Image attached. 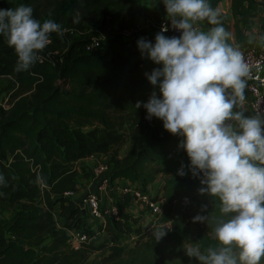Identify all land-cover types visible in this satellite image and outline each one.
<instances>
[{
    "label": "trees",
    "instance_id": "1",
    "mask_svg": "<svg viewBox=\"0 0 264 264\" xmlns=\"http://www.w3.org/2000/svg\"><path fill=\"white\" fill-rule=\"evenodd\" d=\"M221 1L208 0V4L217 11ZM21 3L33 8L36 19H52L61 28L91 19L121 23L123 30H130L137 18L147 17L144 0H0V8ZM261 11L264 1L232 0L241 48L247 43L239 20L258 18ZM218 13L223 26L226 17ZM197 22L209 29L216 26L206 19ZM49 35L51 43L26 71H17V56L0 36V76L11 77L18 85L9 107H0V208L10 211V217L0 222V264H87L103 250L108 254L96 264H201L185 249L219 248L212 228L231 214L220 213L218 198L198 192L200 181L188 173L187 154L178 147L182 137L165 130L158 118L145 119L143 103L153 91L159 95L144 75L151 71L123 47L87 52L89 38L70 45L64 35ZM260 47L264 51V37ZM226 123L237 126L234 120ZM127 142L129 147L120 156ZM96 154L110 157V184L127 180L147 192L158 170L166 171L157 225L168 227L163 237L157 240L135 228L140 217L125 212L132 202L126 194L114 201L117 216L105 217L103 244L71 248L68 230L81 227L83 211L66 194L79 191L77 163ZM182 163L187 174L179 176ZM203 205L207 207L202 210ZM56 206L66 219L64 230L57 229ZM196 214L207 219L194 232ZM88 233L93 235L91 230ZM132 233L137 240L125 252L119 242Z\"/></svg>",
    "mask_w": 264,
    "mask_h": 264
},
{
    "label": "clouds",
    "instance_id": "2",
    "mask_svg": "<svg viewBox=\"0 0 264 264\" xmlns=\"http://www.w3.org/2000/svg\"><path fill=\"white\" fill-rule=\"evenodd\" d=\"M162 3L179 35L166 36L168 29L162 27L154 42L144 37L136 41L141 56L159 65L144 74L159 92L153 91L143 103L145 119L158 118L165 130L182 137L178 147L187 154L188 173L200 181L198 192L218 198L220 213L231 214L212 228L219 248L202 252L199 246H189L186 254L201 264H260L264 257V118L233 111L237 98L244 100L249 66L242 53L226 43L230 34L208 0ZM205 19L216 25L207 32L194 26ZM50 33L63 35L61 25L36 19L30 5L0 8V36L17 56V71L28 70L40 59L51 43ZM140 106L137 101L136 107ZM232 120L236 128L226 123ZM186 174L182 163L177 175ZM206 219L201 214L193 217ZM167 228L161 226L153 236L159 240Z\"/></svg>",
    "mask_w": 264,
    "mask_h": 264
},
{
    "label": "built area",
    "instance_id": "3",
    "mask_svg": "<svg viewBox=\"0 0 264 264\" xmlns=\"http://www.w3.org/2000/svg\"><path fill=\"white\" fill-rule=\"evenodd\" d=\"M77 26V25H76ZM76 26L74 27H63V35L68 39L72 40L78 37ZM162 27L168 29L164 34L173 36L179 35L178 32L172 29L169 18L165 19L159 27L161 30ZM140 26H133L132 30L128 31V34H133L134 31L139 30ZM85 50L87 52L94 53H103L106 51V46L104 40L100 36L91 37L90 40L85 44ZM242 53L245 63L249 66V75L244 77L245 80V90L249 93L251 99V111L253 115L259 114L261 118H264V51L259 50L257 53L248 50H239ZM110 171L109 164L98 165L94 171V176L98 178L95 188L86 192L80 200L75 203V206H78L83 211V222L90 219L102 218V209H107L104 205V201L108 199V203L112 204L114 202V196L108 197L107 190L110 188L113 190L119 188L121 190L122 196L129 194L132 196V201H136L142 205L151 218L155 226L158 225V217L161 213V204L163 199L155 200L151 198L147 192H144L141 188L136 187L134 184L130 183L127 180H116L113 183H109L108 175ZM123 182V184H122ZM111 191V190H110ZM75 193H67L66 196L72 198ZM113 216H117V210L112 207ZM106 216H104L105 219ZM82 222V223H83ZM105 225V220H102ZM104 227V226H103ZM159 229L161 226H158ZM104 231V230H103ZM71 234L69 235V244L72 249L80 250L83 243L92 244L99 237L97 234L90 235L86 230H83L82 227L74 228L70 230ZM127 235H123L119 245L125 249V252L128 251L125 245L127 244Z\"/></svg>",
    "mask_w": 264,
    "mask_h": 264
},
{
    "label": "crops",
    "instance_id": "4",
    "mask_svg": "<svg viewBox=\"0 0 264 264\" xmlns=\"http://www.w3.org/2000/svg\"><path fill=\"white\" fill-rule=\"evenodd\" d=\"M146 4H147V8H146L147 17L145 19L144 18H137L136 19L134 26L139 25L140 29L134 31L133 34L127 33L130 30H123L121 23L108 25V27H109L108 29H110L111 26L116 28L118 30V33L120 36L119 39H117V40L115 38H112V40L114 42H116L115 47L113 49H116L117 47H123V48L129 50L132 53L133 57H138V58L142 59L144 61L145 67H147L151 71L153 68L159 67V65L154 64L147 57L141 56L140 51L137 48L136 41L138 38L144 37L145 39L154 42L155 34L160 31L159 30L160 24L165 19H167L168 17H167V14L165 12V8H164V5L162 3V0H147ZM217 11L222 13L226 17V22L223 25V27L230 34L229 37L226 39V43H228L230 46H232L234 48H237L238 50L241 49L242 44H240L238 42L237 35H236V29H235L236 20L234 18L233 12H232V0H222L217 7ZM247 19L255 20L257 18H246L243 20H239V26H240L241 33H242V38H244V41L246 40V43L248 46V45H250V35H248V32L245 30V28H243V25H242L243 22ZM76 25H78V24H76ZM194 26L199 28L200 30L205 31V32H207L209 30V28L204 27V23H198L197 21L194 23ZM104 32L107 33V30H104ZM108 32H109V30H108ZM97 33L100 34L101 32L97 31ZM164 35H166V34H164ZM166 36H169V35H166ZM109 37H110V35H109ZM262 40H261V42H262ZM261 42H260V44H261ZM113 49L109 48V46H106V51L113 50ZM263 92H264V90H263ZM228 93H231V89H228ZM251 99L252 98L250 97L249 93L246 90H244L243 102L239 101V99L237 98V104L233 108V111H242L244 113V115H246V116L253 115L252 111H251ZM106 156H108V155L103 156L102 154H96L89 159L80 160L78 163L88 162L90 159L93 160L95 158H98V161L106 160L105 163L108 164L109 159ZM159 175L163 177L162 182L158 181ZM165 178H166V171L163 169L158 170L156 181L147 188V194L151 198H153L155 200L163 199V186H164ZM91 179H92V182H90L89 185H82L79 182V191L77 193H75L74 196L71 198L75 203H77L80 200V198L83 196V194H84L83 192H88V191L95 188V187L92 188V186L97 184L98 178H96L94 176V174L92 173ZM122 184H123V182H122ZM135 186L138 188H141L137 184H135ZM110 196H112V197L114 196L113 200L117 201L118 199H120L122 197L121 190L119 188L113 189L112 195H110ZM104 205H105V207L111 205L108 203V199H106L104 201ZM125 212L127 214H131L135 217H140L139 223L135 226V228L136 229L141 228L142 231L144 233H146L148 236H151L154 231L159 230V227L155 226V224L152 222L151 218H149L148 214L146 212H144L142 205L139 204L138 202L132 201L131 205L125 210ZM88 221H90V220H88ZM150 232H152V233H150ZM102 234H103L102 238H104V240L101 243L103 244L107 240V234L105 231H103ZM136 240H137L136 233H132L131 235H128L127 244L125 245L126 249L130 250L135 245ZM95 242H93L92 245L98 246L99 244L95 243ZM105 251L108 254L107 250H103L100 252H105Z\"/></svg>",
    "mask_w": 264,
    "mask_h": 264
},
{
    "label": "rangeland",
    "instance_id": "5",
    "mask_svg": "<svg viewBox=\"0 0 264 264\" xmlns=\"http://www.w3.org/2000/svg\"><path fill=\"white\" fill-rule=\"evenodd\" d=\"M260 1H264V0H260ZM146 2H147V0H144V5L147 8ZM108 25L109 24H105L102 21H95V20H91V19H86L82 23L78 24L75 28L77 31L78 37H76L72 40H68V42L71 45V43L76 39H82V38H86V39L89 38L90 39L91 37L100 36L103 38L105 45L109 46V48L113 49L115 47L116 42H114L112 40V38H115L117 40V39H119L120 36H119L118 30L116 28L111 26L110 29H108L109 28ZM242 25H243V28H245V30L248 32V35H250V45H248L245 48H241L239 50H248V51H252L254 53H257L259 50H261L260 49L261 48L260 42L264 36V12L261 11L260 17H258L255 20H252V19L245 20ZM70 27L72 28L74 26H70ZM104 30H107V33L104 32ZM108 30H109V32H108ZM97 31H99L101 33L98 34ZM109 35H110V37H109ZM17 90H18V85H17V82L15 81V79H13L11 77H1L0 76V107L8 108L9 107V101H10L11 97L13 96V94L16 93ZM124 129L127 131L126 128H124ZM128 147H129V142H127L123 146V148L121 149L120 156H123L126 153ZM106 157L109 159V156H106ZM105 162H106V160L98 161V158H95L93 160L90 159L88 162L78 163L77 167L79 168V171H80L79 178H78L79 182L82 185H89V183L92 182L91 174L92 173L94 174V171L98 165H100V164L106 165L107 163H105ZM158 179H159L158 180L159 182H162L163 177L159 175ZM94 187H95V185L92 186V188H94ZM113 189H114V187H113ZM110 190H107L108 197H106V198H110V195H112L113 190L111 188H110ZM83 193L85 194L86 192H83ZM112 207H114V202L111 205L106 206L107 209H105V208L102 209L103 212L101 215V217H102L101 219L100 218L90 219V221H85L81 224V227L83 230H86L87 232L89 230H91L92 234H95V235L97 234V236L100 239H98L95 243H98L99 245L102 244L101 242H103V240H104V238H102L103 237L102 232H103V226H104L102 220H105L104 216H113ZM144 212H146L145 209H144ZM54 215L56 218L57 229L58 230H64L67 223H66L65 217H63L61 215V208L59 206L55 207ZM9 217H10V211L7 209H1L0 208V222L7 220ZM201 226H202L201 221H194L193 220L192 228H193L194 232H196L198 229H200ZM152 232H150V233H152ZM68 234L69 235L71 234L70 230H68ZM106 254H107L106 251L94 254L87 264L99 263L101 261V259L103 258V256H105Z\"/></svg>",
    "mask_w": 264,
    "mask_h": 264
}]
</instances>
